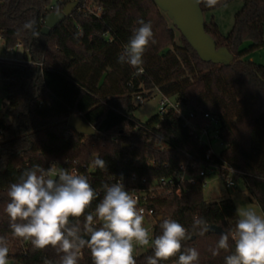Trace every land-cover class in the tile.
Here are the masks:
<instances>
[{
    "label": "trees",
    "instance_id": "obj_1",
    "mask_svg": "<svg viewBox=\"0 0 264 264\" xmlns=\"http://www.w3.org/2000/svg\"><path fill=\"white\" fill-rule=\"evenodd\" d=\"M73 1L52 5L51 0H0L4 49L21 44L26 59L35 64L0 63L2 91L9 100L5 117L10 118V122L0 118V237L7 242L8 260L44 264L47 259L59 264L62 255L51 247L34 249L30 241L12 235L5 212L7 191L25 169L58 164L77 170L98 193L88 209L92 212L111 178L128 180L136 175L152 184L171 177L180 165L187 166L185 153L204 158L207 147L190 136L172 112L162 122L157 115L145 124L154 135L143 129L134 132L137 98L148 100L157 91L177 97L198 123L205 114L218 120L224 149L213 160L245 173L241 179L264 212V65L249 58L264 47V0H241L243 6L227 36L215 22L205 23L217 46L235 55L228 67L202 61L153 0H79L70 17L43 35L46 17ZM224 3L221 0L214 8L200 5L205 14ZM83 5L95 14L83 10ZM140 19L151 22L156 42L149 44L143 72L136 74L129 65L118 63V56ZM29 22L32 27L26 28ZM72 115L83 118L96 135L72 130L68 126ZM97 157L106 161V168L95 166L90 172ZM221 175L225 180L226 174ZM188 188L181 197L175 190H162L150 206L158 218L174 219L192 233V241H184L183 247L198 250V264H225L234 251L231 238L229 250L213 256L220 235L208 231L200 235L193 222L203 218L208 227L229 232L239 218L237 208L231 199L207 202L201 180ZM162 219L155 236L161 232ZM151 255L152 248L135 256L137 264H147ZM177 260L178 255L159 264ZM78 264H92L90 250H82Z\"/></svg>",
    "mask_w": 264,
    "mask_h": 264
},
{
    "label": "clouds",
    "instance_id": "obj_2",
    "mask_svg": "<svg viewBox=\"0 0 264 264\" xmlns=\"http://www.w3.org/2000/svg\"><path fill=\"white\" fill-rule=\"evenodd\" d=\"M221 0H193L214 8ZM224 6H227L226 0ZM128 42L118 56V63L143 72V56L150 43L154 44L151 22L137 21ZM31 28V22L25 24ZM94 166L105 169L106 161L97 157ZM103 197L89 212L98 193L88 178L55 164L48 169L34 165L25 169L16 182L9 185L5 212L9 227L16 238L30 241L34 249L51 247L60 255L59 264H78L82 250H90L92 264H137L136 247L153 249L147 264H159L178 255L176 264H198L200 253L194 247L184 248L183 242L192 233L174 219H162L160 234L154 238L144 226V210L128 191L122 180L103 185ZM83 217V222H81ZM238 220L232 230L221 232L216 249L234 251L225 257V264H264V215L255 210H238ZM73 221H75L73 223ZM193 229L203 235L209 230L203 218H194ZM87 237V238H85ZM9 248L0 237V264H8ZM44 264H53L45 259Z\"/></svg>",
    "mask_w": 264,
    "mask_h": 264
},
{
    "label": "built area",
    "instance_id": "obj_3",
    "mask_svg": "<svg viewBox=\"0 0 264 264\" xmlns=\"http://www.w3.org/2000/svg\"><path fill=\"white\" fill-rule=\"evenodd\" d=\"M53 10L54 7H51ZM83 10H88L90 14H95L94 10H89L85 5L82 7ZM99 12V11H98ZM23 49L21 44H18L15 48L9 49L5 52V57L0 58V63L2 62H17L15 56H17L18 50ZM35 65L32 62H22ZM40 66V64H36ZM160 93L159 91H157ZM161 94V101L159 103V119L160 121L165 120V116L170 112L174 113L178 119L183 123V126L188 129L189 135L197 138L198 142L202 146L207 147V152L204 158L197 159L195 156L186 154L188 157L189 164L187 166L180 165V167L175 171V173L169 178H162L158 182L155 181L152 184L148 183L146 178L139 179L136 175H133L130 179L126 180L124 178H111L108 184L118 182L122 180L125 188L130 191V193L137 198L138 204L137 207L144 210V226L149 229L153 238L155 237L156 227L158 221L162 219L158 218L156 211L151 207V203L157 198L162 190L172 189L175 190V194L178 197H181L185 192L188 191L190 185H194L198 180L202 181L203 190L207 188L208 184L205 182V179L208 176H219L222 178V173L226 174L225 177V186L227 189H232L236 187V179L242 178L245 173L234 168L232 165L223 162V161H214L213 158H220L219 154H216L215 150L212 148V141L214 139L221 140L219 122L216 118L205 114L203 121L198 123L195 121V116L190 110H188L182 101H180L175 96H168ZM146 99L143 96L137 98L136 103L141 105ZM9 107L8 98L3 100L2 105L0 104V111H6ZM133 120V119H132ZM134 132L143 129L147 133L153 134V130L148 128L145 124L135 121ZM211 134L214 137H211ZM222 141V140H221ZM223 144V142H222ZM163 149V147L161 148ZM55 166L62 168L58 164ZM57 168V169H59ZM95 166H91L89 171H93ZM78 174V171L75 169L70 170ZM79 175V174H78ZM137 250H145V252L151 249L148 247H136Z\"/></svg>",
    "mask_w": 264,
    "mask_h": 264
},
{
    "label": "rangeland",
    "instance_id": "obj_4",
    "mask_svg": "<svg viewBox=\"0 0 264 264\" xmlns=\"http://www.w3.org/2000/svg\"><path fill=\"white\" fill-rule=\"evenodd\" d=\"M59 0H51V4H57ZM243 2L241 0H235L230 3H227V6L221 5L217 9H214L210 12L204 14L206 22H215L219 31L223 36H227L231 31L236 13L242 8ZM248 44H245L246 47ZM6 50L4 49V43L0 38V58L5 57ZM25 52L23 49L18 50L17 62H31L30 59H26L24 56ZM250 60L264 65V47L258 49L249 55ZM7 99L6 94L2 91V75L0 72V104L2 105L3 100ZM161 101V94L155 92L153 97L145 100L141 105L136 103V110L133 113L134 118L142 124H147L159 113V103ZM6 111H0V118H5L7 122H10V118L5 117ZM211 137H214L211 134ZM212 148L215 150L216 154H219L224 149V144L219 139H214L212 141ZM56 168H59L55 166ZM205 182L208 184L207 188L204 189V199L209 202H218L225 199H231L236 208L242 211L245 209L255 210L258 214L264 215V212L260 206L251 198L250 193L247 191L241 178L236 179V187L232 189H227L223 178L219 176H208L205 179ZM145 250H137L134 253V256H139L143 254ZM8 264H18L15 260H8Z\"/></svg>",
    "mask_w": 264,
    "mask_h": 264
},
{
    "label": "water",
    "instance_id": "obj_5",
    "mask_svg": "<svg viewBox=\"0 0 264 264\" xmlns=\"http://www.w3.org/2000/svg\"><path fill=\"white\" fill-rule=\"evenodd\" d=\"M153 1L172 21L202 61L226 67L233 63L235 55L226 47H218L214 38L206 32V21L200 4L195 5L193 0ZM79 2V0L73 1L67 4L62 12L48 15L44 21L43 35H48L65 18L70 17L78 7ZM68 126L75 132L85 136L96 135L95 129L80 116L72 115L69 118ZM208 228L209 234L220 235L221 232H225L221 227L214 225ZM189 241H192V238Z\"/></svg>",
    "mask_w": 264,
    "mask_h": 264
},
{
    "label": "crops",
    "instance_id": "obj_6",
    "mask_svg": "<svg viewBox=\"0 0 264 264\" xmlns=\"http://www.w3.org/2000/svg\"><path fill=\"white\" fill-rule=\"evenodd\" d=\"M260 64V63H259ZM262 65V64H261Z\"/></svg>",
    "mask_w": 264,
    "mask_h": 264
}]
</instances>
